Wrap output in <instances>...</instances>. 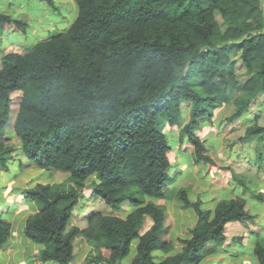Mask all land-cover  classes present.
I'll list each match as a JSON object with an SVG mask.
<instances>
[{
    "label": "trees",
    "instance_id": "1",
    "mask_svg": "<svg viewBox=\"0 0 264 264\" xmlns=\"http://www.w3.org/2000/svg\"><path fill=\"white\" fill-rule=\"evenodd\" d=\"M75 2L78 14L67 29L0 57V167L8 170L21 150L39 168L69 173L64 182L39 181L23 190L27 200L39 203L25 219L24 234L43 245L40 262L73 264L76 240L83 236L93 247L86 264H121L136 238L131 264H199L207 244L233 234L240 240L248 230L255 216L246 199H221L213 210L203 209L189 199V188H179L174 195L198 219L182 249L158 260L153 251H171L172 242L161 240L165 206L147 197H164L171 180L172 146L164 129L182 124L183 103L189 104L190 119L180 136L189 139L196 163L212 162L197 130L231 102L230 119H238L264 93V4ZM216 11L228 24L225 30ZM16 22L23 23L0 9V32ZM236 53L247 69L242 78ZM15 92L21 93L17 107ZM260 114L241 139H259L262 155ZM90 178L97 198L81 216L84 225L69 226ZM255 198L264 202L263 193ZM130 205L136 208L118 214ZM105 207L117 214H105ZM5 216L0 211V247L16 228ZM148 217L152 222L142 232ZM255 255L264 264V243L256 244Z\"/></svg>",
    "mask_w": 264,
    "mask_h": 264
},
{
    "label": "crops",
    "instance_id": "2",
    "mask_svg": "<svg viewBox=\"0 0 264 264\" xmlns=\"http://www.w3.org/2000/svg\"><path fill=\"white\" fill-rule=\"evenodd\" d=\"M21 1H31V0H21ZM45 7L48 9H52L51 3H54V0H40ZM49 1V2H48ZM75 3V6L72 8L71 17L69 20V25L66 28L61 30L67 29L71 23L76 19L78 14V6L75 0H69V2ZM26 3H21L20 7H23ZM34 18L33 16H29V19ZM37 42V41H36ZM35 42V43H36ZM33 43V44H35ZM32 44V45H33ZM20 52V51H17ZM264 97V94L260 96L257 104L252 107V112L246 111L243 115H241L238 119H230V116L235 112L234 104L228 103L224 105H232L231 112L227 116V121L223 122L222 126L228 127V124H232L236 121L245 124L246 128L252 124L254 121L247 122L242 121V119L249 113L262 111L264 108V103L262 104L260 101ZM263 102V101H262ZM223 106V105H222ZM220 106V107H222ZM263 107V108H262ZM256 109V110H255ZM262 109V110H260ZM216 110V109H215ZM187 113V114H186ZM217 114V113H216ZM214 113L213 119L211 121H205L202 124V127L197 130V134L202 138L206 145V140L209 139L211 136H215L216 142H219L222 147H216L215 151L210 150L206 146V153L212 158V162L203 161L202 168L198 167V163L195 162L193 154H192V145L187 137L181 138L180 131L185 122L190 119V107L187 106L185 111L183 112V121L181 125H175L179 127V130L176 132L178 133L180 141L178 140L176 148H185L187 152V161H181L177 163L178 155L174 154L173 145L172 149L169 151V156L171 159V167L169 170L171 180L164 191V197H152L148 196V201H153L157 204L165 206L166 209V218L163 223V231L161 234V240L166 242H172V250L171 251H164L161 248H157L153 251L154 256L156 259H163L167 255L174 254L179 252L183 245L184 240L191 237V229L197 222L198 214L193 207H184L182 201L175 196L174 199L169 200V197L175 193V188H182L187 187L188 190V197L192 202L200 201L201 207L203 209H211L213 210L217 204V202L221 199L233 198L237 196L244 197L247 201L248 208L250 212L255 216L254 220L249 222V228L246 230L239 240L236 235H229L228 238L223 242H216V243H209L204 248L202 254L203 257L199 264H260L257 256L255 255V246L258 242L264 243V202L255 198V194L263 193L264 194V171H259L256 168V165L253 163L258 160V158H262L263 154L260 157V151L258 147H260V141L257 138L246 139L242 140L238 137V140H235L234 147L226 148L224 147L225 143L223 140L227 133H222V139L219 140L218 136L216 135L217 128L214 126L215 120L217 119V115ZM187 116V118H186ZM171 127V125H169ZM173 127V126H172ZM245 128V129H246ZM217 129V130H216ZM232 130V128H229ZM166 134L170 137L169 129H165ZM209 134L208 137L202 136V134ZM8 133V132H7ZM175 133V134H176ZM229 134V133H228ZM177 135V134H176ZM224 143V144H223ZM186 144V145H185ZM179 145V146H178ZM185 145V146H184ZM219 145V144H218ZM263 148V147H262ZM264 149V148H263ZM21 151V150H20ZM222 152V153H221ZM221 155L218 157V154ZM171 154H174L173 159ZM21 157H26V155L21 151ZM257 155V156H256ZM256 156V157H255ZM20 156L17 155V152L14 155V159H12L9 169L3 171H10L12 170V166L18 162H21L22 159L16 162V158ZM255 158V159H254ZM28 160V159H25ZM24 162V160H23ZM180 165V170L176 171L175 174L171 175V168L174 167V164ZM192 163L191 171H189L188 176L178 179V174L189 170V165ZM18 179V178H17ZM39 182V181H38ZM34 185V184H33ZM30 185L29 182L20 189V193H18L15 197L17 200L15 201H7L6 203L3 201V192L0 191V201L4 202L3 205L6 209H0L3 213H5V217L10 221L18 220L17 216H15V211H19V215L23 212L26 206L29 209V214L34 213L37 211V206L34 202L27 200L24 197L23 190ZM1 187V186H0ZM92 190L91 187H87ZM229 196V197H224ZM2 197V198H1ZM250 199L255 200L258 205L251 208ZM80 203L76 206L75 212L78 213L79 218L85 213L87 209L90 207L86 204L85 207L80 208ZM78 207V209H77ZM136 208V205L127 206L124 210V214H120L121 216L125 217L128 213L133 211ZM81 209V210H80ZM104 209H109V212H104L105 214H117V212L113 211L109 207H105ZM28 214V215H29ZM26 215H22L21 220H18V232H13L11 238L8 242L0 247V252L2 250L5 251V256L3 259L1 258L0 264H59L53 260H47L45 262H40L37 256L41 253L43 249V245L39 244L32 239L28 238L24 234V226H25V219ZM149 218V217H148ZM150 219V218H149ZM152 222V221H151ZM151 224V223H150ZM79 225L83 226L82 224H74L73 220L70 222L69 226ZM238 225V223H229V226L234 228ZM150 226V225H149ZM148 226V227H149ZM83 243V251L85 253V261L83 264H86V258L88 254L93 249L92 245L83 237L81 236ZM138 239H134L131 245L130 253L122 260L121 264H131L133 258L137 254V244ZM82 249V247L80 248ZM77 251V248L75 249ZM74 254V259L75 260ZM257 258V260H256ZM76 264L77 262H73Z\"/></svg>",
    "mask_w": 264,
    "mask_h": 264
},
{
    "label": "rangeland",
    "instance_id": "3",
    "mask_svg": "<svg viewBox=\"0 0 264 264\" xmlns=\"http://www.w3.org/2000/svg\"><path fill=\"white\" fill-rule=\"evenodd\" d=\"M262 3L264 4V0H261ZM49 2V1H48ZM21 3H26L24 4L23 7H20ZM43 3L40 0H31V1H21V0H0V9L3 10L6 13L11 14L13 17L16 19H20L21 22H16L14 23L15 25H10L6 26L1 32H0V57L5 54L6 52L9 51H20L23 52L27 48L31 47L33 43H35L38 40H41L50 34H52L55 31H59L63 28H66L69 25V20L71 17L72 13V7L75 6L76 10V5L75 3L69 2V0H54V3H51L52 9H47L45 5H42ZM216 18L220 24V27L222 30H225L227 28V22L225 19L222 17L221 13L219 11H216L215 13ZM29 16H33L34 18L29 19ZM232 57L236 61V72L239 74L240 78L245 76V73L247 71L245 65L242 63V60L240 58V54L236 53L233 54ZM20 92H15L13 93V106L17 107L18 101L20 98ZM264 93L260 94L263 95ZM263 101V102H262ZM262 104L264 103V97L260 101ZM184 107L189 106L187 103H183ZM232 105H223L222 107L216 108L214 113L217 115V119L215 120L216 123H214V126L218 129L216 132V135L218 136V139H222V133L228 132L227 135L225 136V139L223 142L225 143L224 147L226 146L228 148L234 147L235 145V140H238V137L240 138V135H242L245 131V124L241 122H234L232 124H228V127L225 125L222 126L223 122L227 121V116L231 112ZM263 108V107H262ZM186 109V108H185ZM256 110V109H255ZM262 110V109H260ZM249 112H252L250 109ZM261 114L259 115V122L264 124V108L262 111H258ZM187 114V113H186ZM258 113L253 112L247 114L242 121H256L255 117ZM187 118V116H186ZM213 119V118H212ZM208 121V120H207ZM229 128H232V130H229ZM165 129H169L170 133V143L173 145V151L175 152L174 154L178 155L177 158V163L181 161H187V152L185 148L180 149L177 147L176 143L177 141L181 140L178 136V133H176L179 130V127L175 125L170 127L167 125ZM164 129V130H165ZM8 134H13L12 129L7 128ZM177 135H176V134ZM204 132L202 134L203 138L208 137L209 134H205ZM214 135L211 136L209 139L206 140V146L212 151H215V148L219 146V148L222 149L223 145L221 146L219 142L215 141ZM223 143V144H224ZM219 144V145H218ZM186 145V144H185ZM184 145V146H185ZM179 146V145H178ZM264 151L263 148H260ZM222 153V152H221ZM221 153L218 154V157L221 155ZM21 151L17 150V155H19V158H16V162L18 160L22 159V164L21 162L16 163L13 165L11 168L12 170L10 171H1L0 167V191L1 193L3 192V201L6 203L7 201H15L17 200L16 195L20 193V189H22L28 182L30 185H33L37 183L38 181H51V182H64L65 180L68 179L69 173L64 172V171H57L53 172L47 169H42L37 167L33 162H30L26 157H21ZM174 154H171V157L173 159ZM257 156V155H256ZM255 156V157H256ZM261 157V155H260ZM255 159V158H254ZM24 160V162H23ZM254 164L256 165V168L259 169V171H264V155L262 158H258L257 161L253 160ZM174 164V167L171 169V175L175 174L176 171L180 170V165ZM203 162L198 163V167L202 168ZM192 168V163L189 165V170L183 171L178 174V179L183 178L188 176L189 171H191ZM18 178V179H17ZM92 181V178L88 180V187H90V183ZM179 188H175V193ZM174 193V194H175ZM171 195L169 197V200L174 199L175 195ZM224 197H229V196H224ZM2 198V197H1ZM97 197H95L93 191H91L90 188L88 190L85 189L83 196L81 197L80 200V208L85 207L84 204L88 205L90 208L85 211L87 213L89 210L92 209L94 200ZM1 200V199H0ZM251 202V208L254 206L258 205V203L255 200L250 199ZM35 203V202H34ZM39 203H35V205L38 208ZM2 209H6L4 205L1 207ZM28 207L24 210L26 212H23L21 215H19V211H15V216H17L18 220H21L22 215H28L29 214V209ZM88 208V207H85ZM78 209V207H77ZM81 210V209H80ZM104 212H109V209H103ZM84 214V213H83ZM120 214H124V211L120 212ZM18 220H15L16 222V228H15V233L18 232ZM73 223L74 224H82L81 218H79V215L77 212H75V215L73 217ZM151 223V219L147 218L146 223L144 228L142 229V232L145 231L148 226ZM11 238V237H10ZM83 240L82 238L78 237L76 240V247L77 251L75 255V262L76 264H83L85 261V253L83 251V246H82ZM82 247V249H80ZM3 256H5V251L2 250L0 252V260L1 258L3 259ZM84 260V261H83ZM257 260V258H256ZM73 261V262H74Z\"/></svg>",
    "mask_w": 264,
    "mask_h": 264
}]
</instances>
